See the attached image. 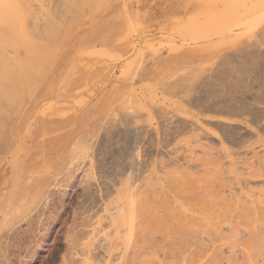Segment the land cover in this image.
Masks as SVG:
<instances>
[{
	"label": "rangeland",
	"instance_id": "obj_1",
	"mask_svg": "<svg viewBox=\"0 0 264 264\" xmlns=\"http://www.w3.org/2000/svg\"><path fill=\"white\" fill-rule=\"evenodd\" d=\"M63 1L72 0H0L17 24L29 5L40 14L30 15L39 20L33 35L50 34L38 39L46 48L31 81L38 89L19 92L8 118L0 110V195L14 147L23 165L33 147L62 150L42 174V203L0 238V264H187L188 249L189 264L219 251V264H264V0H238L237 15L210 12L179 28L176 15L193 0H85L79 9ZM101 20L98 40L89 34ZM125 33L115 44L111 36ZM207 174L223 201L218 230L194 227L196 203L181 216L191 229H177L174 201L185 206L190 196L176 195L175 182ZM144 206L157 213L149 233Z\"/></svg>",
	"mask_w": 264,
	"mask_h": 264
},
{
	"label": "bare ground",
	"instance_id": "obj_2",
	"mask_svg": "<svg viewBox=\"0 0 264 264\" xmlns=\"http://www.w3.org/2000/svg\"><path fill=\"white\" fill-rule=\"evenodd\" d=\"M63 2H65V4L64 3L63 4H64V8H66V9H69V8L70 9L71 8L79 9V8L84 7L85 0H72L70 2V4L66 1H63ZM3 5L4 4L0 5V106L3 107V105H4L3 109H5V106L7 105L6 107L8 109L5 110V112H4L2 107H0L1 108L0 110L3 112L2 114H5L7 116L9 113L8 110L11 107L10 105L12 104V106H14L13 104H15L14 107L16 108V105L18 103L20 104L22 102L21 100L23 98H25L23 96V94L18 96L19 92L22 91L21 93H23L25 91L28 93V95L29 94L32 95L31 93L35 92L36 89H38L37 88L38 86L36 88H32L31 81H32L33 74L35 73V71H34L35 66L37 65V62L40 61L41 57L45 54L46 48H44V46L42 45L43 44L42 42L38 41L40 36L45 35V33L44 34H38L39 38L36 37L35 35H33L34 34L33 29L34 28L32 25L37 24V21H39V20H36L37 18H34V17H36L37 13L33 14V12H32L33 10H31L32 8L28 4H27L28 6H26V4H25V6L28 8H25L26 10L24 9L23 13L26 14L27 13L26 11L29 9L31 11V13L28 14L29 18H28V15H25L26 17H25L24 21H22V24L20 22H19V24H17L18 22H16V21H18V19L16 20L15 16L19 13L16 12L15 8L12 9L9 7L7 9H5V8L3 9ZM115 12H118V10ZM31 14H32V16L35 15L33 17V19H35V21L33 19H31V16H30ZM39 15L40 14H37V17ZM46 15L47 16L44 19V21H45V24L47 25L49 22H51L50 21L51 19L48 17L49 14H46ZM21 19H22V17H21ZM26 19L27 20L29 19V21H27ZM32 20H33V23H31V25H30V22ZM42 21H43V19H42ZM26 22H29V23L27 24ZM40 27H41V30H43L42 26H40ZM100 29H103L102 20H101V22H99L97 24L95 29L91 30L90 34L93 36V38L98 39V40L102 39L103 35H99L100 32H98V30H100ZM34 30L36 31V28ZM38 30L40 31L39 27H38ZM46 36H42L41 39L44 41L45 39L50 37V34H49V36L46 34ZM115 44H120V41L115 40ZM40 47H43V48L41 49ZM60 51L61 50H59L57 52L56 56L52 57V58L56 59L57 57H61L60 55H62V54L60 53ZM51 61H53V59ZM53 63H55V62L53 61L52 65H53ZM50 68L51 67L49 65H47L46 71H45L46 77L49 75L47 73L50 71ZM45 75H43V77H41V78H40V76H38V80L39 79L40 80L37 81V79H35L36 82L34 81V85L37 82H38L37 84H41L42 82L44 83L45 78H46ZM171 76H173V75H171ZM41 80H44V81L41 82ZM30 87L34 90L31 91L32 89ZM15 96L18 97L21 102L19 100L17 102L16 101L17 98ZM30 97L31 96H29L28 98H30ZM15 101L17 102V104ZM14 111H16V113H17V110H14ZM13 114L15 115V113H13ZM0 115H1V113H0ZM5 115H3V117L1 115V117H2L0 119L1 125L5 124V123L4 124L2 123V120L6 119ZM8 116H7V118H8ZM98 121H96V122H98ZM3 130H5V129H3ZM77 148H78V146H77ZM213 183H214V178L211 174L204 175V177L193 178L191 180V182H188V181L183 182V183L175 182V193H176V195H178V196L179 195L190 196V203L183 206L180 202H178L175 199V201H174L175 212L172 213L173 215H171L172 218H171L170 223L172 225L177 226V229L178 228L184 229V230L189 229L191 227V224H189V225L185 224L184 221L181 219V216L184 215L185 211L190 209V207H188V206L196 203V204H200L201 206H203L202 207L203 213L201 214L202 216H199V220H198V222H196L194 224V227L195 226L200 227V228L202 227L205 229H208V228L211 229L212 228L211 230L214 229L215 231H217L218 226H219V221H220V215L217 214V212H219V211L216 209L219 208V207H217V205H218V206H220V211H221V209L223 210V201H220L218 198H216L215 195L210 191ZM200 189H202L205 192V195L202 197L195 196V191L200 190ZM212 200H214V201L211 202ZM132 203H133L134 209L136 210L137 206L141 203V201L138 198V199H135L134 201H132ZM213 203L215 205H213ZM176 209H177V211H176ZM190 210H192V209H190ZM143 212L146 216H145V221H143V223H142V226L144 227V229H146L148 231V233H149V231L152 232V230L151 229L149 230V227H148V219H154L155 220V218H157V213H155V210H153L149 207H146V206L143 207ZM186 213L187 212H185V215H186ZM130 215H131V213L128 211V212H123V214L121 216L122 217L126 216V217L130 218ZM156 221L158 224V229L164 230V227L166 225V221L160 217H158V219H156ZM186 221L189 222L187 219H186ZM157 230H155V231H157ZM260 241H261V239L258 238V236H256V237H253L251 239V242L248 241L247 243L243 244V246L250 248V247H252V244L257 245ZM129 244L134 245V242L132 240H129ZM187 249H188V247H187ZM188 250L185 252V253H187V255L185 256V261L187 262V264H189L190 260L193 259V257H194L192 250H189V251ZM215 253H216V255H219V256L221 255V254H219L220 251L218 252V254H217V252H215ZM211 255H213V254H211ZM214 255L211 256V258L214 257L213 259H211L212 260L211 263H210L211 260L210 259L208 260L209 264H219L221 256L219 257V256H214ZM210 256H208V257H210Z\"/></svg>",
	"mask_w": 264,
	"mask_h": 264
},
{
	"label": "crops",
	"instance_id": "obj_3",
	"mask_svg": "<svg viewBox=\"0 0 264 264\" xmlns=\"http://www.w3.org/2000/svg\"><path fill=\"white\" fill-rule=\"evenodd\" d=\"M188 5L189 10L186 8L185 11H187V14L184 12L185 15L182 20H180L176 15L177 22L173 24L174 26L177 25L179 28L180 25L185 24L187 21H191V18L205 15L210 12L212 14H227V11H230L232 15H237L239 13L237 10L240 8V2L238 0L231 3H229V0L224 2L223 0H193L192 3ZM231 8L235 9L231 10ZM175 12L179 15L178 10H175ZM220 22L221 25H223V21L221 20ZM128 24H130L129 19L124 25ZM89 35L92 36L91 34ZM111 37L115 40L118 38L116 35H112ZM128 37L129 35L125 33V35L123 37H119L118 40L120 43H125ZM63 57V59H65L69 57V55L66 54ZM110 94H113V91L110 93L108 90L106 94H102L93 103V106H101L105 100H109ZM49 150L54 152L51 147L47 145V143H44V146L42 147H33V150H28V161L25 163L28 167L18 162V147H14V149L10 150L11 157L5 164L6 167L10 168L7 175L8 185L0 195V238L10 229L19 224L23 219L29 217L43 198V195L46 192V183L42 181V174L44 172L47 174L51 172L52 164L58 162L56 158L62 153V150L60 149V152L57 151L59 155L57 157H53L52 153L48 152ZM27 168L29 171L26 170ZM28 172L29 176L27 175Z\"/></svg>",
	"mask_w": 264,
	"mask_h": 264
}]
</instances>
